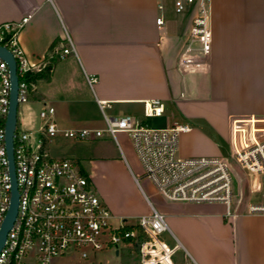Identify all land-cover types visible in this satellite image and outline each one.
<instances>
[{
  "label": "crops",
  "instance_id": "0c3cea01",
  "mask_svg": "<svg viewBox=\"0 0 264 264\" xmlns=\"http://www.w3.org/2000/svg\"><path fill=\"white\" fill-rule=\"evenodd\" d=\"M175 1L0 0V24L29 18L20 31V43L32 64L48 70V77L38 81L50 86V99L39 94L38 102L55 108L60 128L103 129L98 126L100 116L104 120L99 102L109 105L112 117L142 119L144 103L158 99L165 112L168 103L177 104L188 115H197L200 110L207 125L217 128V115L226 118L229 158L230 117L264 115V0H212V42L205 74L181 72L179 57L192 14H177ZM159 17L165 21L161 28L157 25ZM71 45L74 51L63 57L64 49ZM87 76L97 77L94 87ZM205 105L215 108L203 109ZM173 125L167 122L160 128ZM184 125L191 129L180 134L181 157L221 153L219 144L202 128ZM97 140L101 143L107 139ZM99 154V158L88 161L96 166L113 159L104 158L101 151ZM123 160L114 161L123 169L128 188L135 192L142 208L130 216L121 214L120 209L117 214L126 218L149 215L152 203ZM80 167L112 210L108 191L98 187L96 174ZM240 182V199L232 205L231 216L219 203L170 201L161 206L180 247L175 264H264V216L248 213L254 202L248 195L251 181L241 178ZM121 254L115 250L117 259L95 255L87 261L121 264ZM133 263L130 259L127 264Z\"/></svg>",
  "mask_w": 264,
  "mask_h": 264
},
{
  "label": "built area",
  "instance_id": "2783aa9c",
  "mask_svg": "<svg viewBox=\"0 0 264 264\" xmlns=\"http://www.w3.org/2000/svg\"><path fill=\"white\" fill-rule=\"evenodd\" d=\"M212 0H176L175 12H190L191 24L183 41L179 66L186 74L208 73L205 59L211 49L210 6ZM28 17L0 24V46L13 55L19 80L18 103L29 102L34 82L42 71L30 62L19 39ZM161 28L163 17L157 19ZM74 51L64 49L63 57ZM94 87L97 77L87 76ZM11 72L0 58V231L10 208L12 178L6 142V124L11 98ZM18 106V107H19ZM105 129H63L55 120V108L45 104L39 113L44 121L35 147L26 130L16 129L13 156L19 206L16 221L0 252V264H52L55 258L78 252L89 260L90 252L137 247L140 264H175L179 245L171 247L164 234L172 236L166 217L151 205L149 215L126 218L114 215L92 189L93 182L69 158L50 155L46 143L62 137L75 141L97 140L127 133L143 166L145 176L165 199L185 203H219L232 215L235 199L234 164L252 177L251 193L261 201L251 202L248 213L264 216V115H234L229 120L231 153L225 157H179V137L190 131L184 124L152 128L148 120L162 117L164 104L156 99L144 103V118L112 117L108 104L99 102ZM133 222H130V221Z\"/></svg>",
  "mask_w": 264,
  "mask_h": 264
},
{
  "label": "rangeland",
  "instance_id": "374dc122",
  "mask_svg": "<svg viewBox=\"0 0 264 264\" xmlns=\"http://www.w3.org/2000/svg\"><path fill=\"white\" fill-rule=\"evenodd\" d=\"M205 74V73H204ZM205 76V75H204ZM50 86H48L47 82L45 81H38L33 86V90L29 93V102L21 103L18 107V121L20 130H26L30 134V142L33 147H35L39 141L41 135V128L44 124V121L40 118V111L44 109V103L40 104L38 102L39 94H42L47 99H50L49 96ZM207 104V103H206ZM221 104V103H218ZM209 110L210 108L214 109V105L203 106V109ZM217 111V110H216ZM215 112V111H214ZM106 113L110 115V110L106 109ZM217 113V112H216ZM203 114L200 113V110L197 111V115H188V112H184L177 104L168 103L166 106V112L162 118H153L152 120L148 121V124L152 128H160L163 127V124L167 122L170 125H173L175 122L178 124H189L194 128H202V131L206 133L211 140H215L216 144H219L221 153L219 155H212V156H198V157H225L228 158L229 155V146L227 145V124L226 118L217 115L216 123L218 124V128L212 126L211 124L207 125V118L202 116ZM116 116H121L118 114ZM98 126H101L103 129L106 128L105 121L102 119ZM143 119V117H142ZM219 130H217V129ZM229 131V129H228ZM214 136V137H212ZM107 140L99 143L97 140H90V141H75L72 139H66L62 137H57L52 139L51 141L46 143V148L49 151L50 155L54 158L58 159H65L69 158L74 161L78 166H84L91 175H95L98 177V187L101 189L104 188L108 191V195L113 203L112 210L109 208L107 202L102 197L101 192L95 186L93 182L92 189L101 197L107 207L111 210V212L119 216L118 213L122 211L121 214H133L138 211V209L142 208L140 201L137 200V196L134 191L129 190L128 188V180L126 176L122 172V168L119 163L114 161L116 158H122L126 160L128 167L130 168L132 174L136 177L137 182L140 188L143 190L149 201L152 205L159 211H161V206L169 204L170 201L164 198V196L158 192L154 184L145 176L143 166L140 162V159L136 153L134 148L133 142L130 136L127 133H118L117 134V141L120 145L119 146L115 143L114 140L109 135H105ZM183 136L181 135L180 141L182 143ZM183 144V143H182ZM185 147V146H184ZM120 149L123 151V155L120 152ZM102 152L104 158H113L110 161H106L101 164L90 163L88 160L94 157L99 158L101 156L99 152ZM106 156V157H105ZM181 157V155H179ZM198 157H186V158H198ZM185 158V157H181ZM123 160V161H124ZM97 163V162H96ZM96 167V168H95ZM234 172H233V188H234V195L235 199L233 204L237 203L240 199V191H241V182L240 179L246 178L251 181L252 184V177L244 173L237 165L234 164ZM86 174V173H85ZM131 174V175H132ZM248 187V182H246ZM110 188V189H109ZM245 189V186H244ZM247 189H245V192ZM112 193V195H111ZM246 195V193H245ZM249 197L257 202L261 201V194L259 193H251L249 190ZM118 213V214H117ZM133 218V217H131ZM130 222H133L132 220ZM168 224V221L166 219ZM169 226V224H168ZM170 228V227H169ZM165 241L171 246L175 247L178 244L177 239L170 236L168 233L164 234ZM121 249V257L120 261L121 264H127L130 259L132 260L133 257L136 256V251L133 249L126 250L125 247H120ZM185 252L184 249H181ZM89 259H93L96 256L105 257L111 256L116 258L115 250L109 249L102 252H90ZM187 255V254H186ZM117 259V258H116ZM132 263V261H131ZM52 264H88V261L82 260L80 254L78 252H73L70 254H66L64 256L55 258ZM105 264V263H103ZM133 264H136L135 262Z\"/></svg>",
  "mask_w": 264,
  "mask_h": 264
},
{
  "label": "water",
  "instance_id": "95a60500",
  "mask_svg": "<svg viewBox=\"0 0 264 264\" xmlns=\"http://www.w3.org/2000/svg\"><path fill=\"white\" fill-rule=\"evenodd\" d=\"M0 58L5 60L8 63L10 72H11V98H10V108L8 114V120L6 124V142L7 149L10 160V172L12 178V199L10 208L6 215V218L3 222L1 231H0V252L4 247L7 235L11 228L13 227L17 215H18V206H19V192L17 188L16 176H15V167H14V156H13V137L16 129L17 118H18V90H19V80L17 77V65L16 61L5 47L0 46Z\"/></svg>",
  "mask_w": 264,
  "mask_h": 264
},
{
  "label": "trees",
  "instance_id": "16d2710c",
  "mask_svg": "<svg viewBox=\"0 0 264 264\" xmlns=\"http://www.w3.org/2000/svg\"><path fill=\"white\" fill-rule=\"evenodd\" d=\"M48 72V70H43L41 73L35 74L31 77V81L36 83V81H38L39 79H41L42 77H48V74H46ZM134 250L136 251V256L133 257V262H135L136 264H140V258H139V254H138V249L137 247L134 248Z\"/></svg>",
  "mask_w": 264,
  "mask_h": 264
}]
</instances>
